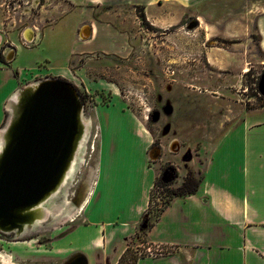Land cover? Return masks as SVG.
I'll list each match as a JSON object with an SVG mask.
<instances>
[{"label":"rangeland","instance_id":"374dc122","mask_svg":"<svg viewBox=\"0 0 264 264\" xmlns=\"http://www.w3.org/2000/svg\"><path fill=\"white\" fill-rule=\"evenodd\" d=\"M5 2V7H0L6 10L0 13L2 34L6 38L0 43V67L16 73L20 80L18 90L49 79L69 82L79 96L82 118L92 123L91 128L87 125L90 138L84 151L85 165L78 166L67 188L61 189L57 198L44 206L56 211L67 198L71 208L64 217L52 216L43 224L37 222L40 225L34 226L33 233L26 237L0 230V251L6 255L19 245L11 242L22 240H38L50 248L57 228L70 223L68 216L74 215L88 197L84 192L94 183L99 147L94 109L113 104L111 94L102 88L93 90L94 83L102 82L115 89L125 106L154 137L150 166L159 177L149 213L151 224L187 178H201L199 167L205 156V144L213 142L234 122L243 120L249 110H264V96L259 91L264 52L259 46L256 24L258 17L264 16V0H250L249 7L240 0L216 2L204 9H192L166 28H159L153 22L154 18H162L163 13H149L150 21L142 8L127 0L107 1L92 7L95 13L90 15L97 21L131 36L132 50L121 56L72 54L84 15L79 13L82 9L79 3L72 0ZM241 9L243 13H238ZM9 10L11 13H6ZM197 14L204 19L199 20ZM211 24L215 26L212 32ZM10 52L14 61L5 58V53ZM208 52L227 56L228 68L219 70L212 65ZM8 118L7 113L3 129ZM168 167L176 169V178L161 189L162 176ZM148 248L145 232H141L122 264H134V256L146 257ZM159 250L164 256L176 252L170 247Z\"/></svg>","mask_w":264,"mask_h":264},{"label":"crops","instance_id":"0c3cea01","mask_svg":"<svg viewBox=\"0 0 264 264\" xmlns=\"http://www.w3.org/2000/svg\"><path fill=\"white\" fill-rule=\"evenodd\" d=\"M72 1L81 4L79 13H84L72 54L121 56L132 50L128 33L90 15L95 13L94 6L126 0ZM230 1L239 0H127L142 8L150 21L149 13H163L162 18L153 20L159 28L176 24L192 9ZM240 1L249 7L250 0ZM5 3L0 0V7L4 8ZM238 13H243L242 9ZM197 16L204 19L201 14ZM256 24L259 46L264 52V16H259ZM1 25L0 19L3 44L6 38ZM214 27L210 25V32ZM8 54L5 53V58L14 61V54L11 53L12 57ZM207 58L219 70L228 68L230 62L227 56L215 52H208ZM92 86L93 90L102 88L111 94L113 104L94 109L99 145L96 186L91 187V195L88 190L84 192L88 194L84 210L75 220H67L70 223L57 228L50 248L34 239L11 242L19 245L6 252L10 255L0 251V264H59L78 257L86 259L87 264H120L128 250L136 246L159 177L150 166L154 137L115 89L102 82ZM19 87L16 73L0 67V130L6 123V103ZM261 118L264 110H249L243 120L234 122L213 142L205 144V156L199 167L201 184L196 194L174 197L145 232L149 248L160 252V248L170 247L176 252L157 258L146 256L137 264H264Z\"/></svg>","mask_w":264,"mask_h":264},{"label":"water","instance_id":"95a60500","mask_svg":"<svg viewBox=\"0 0 264 264\" xmlns=\"http://www.w3.org/2000/svg\"><path fill=\"white\" fill-rule=\"evenodd\" d=\"M259 91L264 96V73ZM18 113L0 158V230L20 236L26 213L61 185L84 127L77 91L64 80L41 81ZM175 178L173 169L162 176L166 184Z\"/></svg>","mask_w":264,"mask_h":264},{"label":"bare ground","instance_id":"6f19581e","mask_svg":"<svg viewBox=\"0 0 264 264\" xmlns=\"http://www.w3.org/2000/svg\"><path fill=\"white\" fill-rule=\"evenodd\" d=\"M9 57H12V54L9 55ZM40 83H41V81H38L36 84L31 83L29 85H26L23 89H20L16 93H14L11 96V98L8 100V102L6 103L5 110L9 114V118H8V125L4 128L5 130L4 129L0 130V158H1L2 154L4 153V150L7 146V141H8L7 137H9V135H10V130L13 127V124L19 115L18 112L20 110V106L22 105L23 101L27 97H29L30 95H32L34 93V91L37 89V87ZM10 116H13V118L10 119ZM82 121H83L82 125L84 127V132L82 134L81 139L79 140V142L77 144L75 156L72 160V163H71L67 173L65 174V176L63 178L61 185L58 187V189L54 193H52L50 196H48L39 206L31 209L30 211H28L26 213V216L28 217V221L24 225L23 230L20 233L21 236L26 237V236H29L30 234H32L33 230L35 229L34 226H36V225L39 226L40 224H43L41 222L46 221L45 219H47L48 217H52V216H54V218L55 217L56 218L64 217L67 213V210L69 208H71L72 204H71L70 200L67 198L63 202V206L56 211L55 210L53 211L51 209H46L47 207H44V206H46V205L48 206V204H50V203H48V201L51 200L52 198L56 197L59 194V192H61L60 191L61 189L67 188V186L73 180L74 175H75L76 171L78 170V166L80 167L82 165H85V159H84L85 153H84V151L86 149V144L88 143V140L90 138V132L87 133V125L89 126V128H91L92 123L87 122L88 120L84 121L83 118H82ZM86 122H87V124H86ZM86 133H87V135H86ZM83 140H84V144H83ZM2 149H3V151H2ZM92 186H93V188H95V186H96L95 182L92 184ZM91 187L90 186L88 187V191H90L89 195H91L92 194L91 192L93 191V188L91 189ZM58 202H56L57 205H59L61 203L60 202L58 204ZM86 202H87V200H85L84 203H81L82 205L80 204L81 206L77 209L75 214L68 216L69 217L68 220H75L79 216V214H81L82 211L84 210ZM37 222H40V224H37ZM2 257H4V256H2ZM1 260H2V258H1ZM84 263H85L84 259L79 258V259L75 260L74 262L70 261L67 264H84Z\"/></svg>","mask_w":264,"mask_h":264},{"label":"trees","instance_id":"16d2710c","mask_svg":"<svg viewBox=\"0 0 264 264\" xmlns=\"http://www.w3.org/2000/svg\"><path fill=\"white\" fill-rule=\"evenodd\" d=\"M143 19L145 21V17L143 16ZM201 184V178L200 179H197V178H194V177H189L187 178L183 185L178 188L177 190H175L173 192V197L167 202L166 206H164L163 208H161L159 211H158V214H162V212H164V210L168 207L170 201L174 198V197H187V196H191V195H194L196 194V192L198 191L199 189V186ZM161 186H159L161 189H164V187H166L167 185L164 183V182H161L160 184ZM158 186V180L155 184V187ZM154 187V188H155ZM154 191V189H153ZM153 191H152V197H151V205H150V208L148 210V213L145 215L144 217V220H143V223H142V226L145 225L144 222H147V227L146 229H142L143 232H146V230L152 226V224L150 223V211H151V208L152 206L154 205V201H153ZM157 216V219L159 218V216ZM156 219V220H157ZM132 252V249H129L128 252L126 253V255L121 259V264L124 263L128 257V254H130ZM140 258H143V257H140ZM139 257H136L134 256L133 259H134V264H137V261L140 259Z\"/></svg>","mask_w":264,"mask_h":264},{"label":"built area","instance_id":"2783aa9c","mask_svg":"<svg viewBox=\"0 0 264 264\" xmlns=\"http://www.w3.org/2000/svg\"><path fill=\"white\" fill-rule=\"evenodd\" d=\"M5 5H6V3H5ZM9 11H10V10H9ZM144 229H146V228H144ZM146 255H147V256H150V257H154V258H157V257L162 256V254H161L160 252L155 251V250H153L152 248H148V249L146 250Z\"/></svg>","mask_w":264,"mask_h":264},{"label":"flooded vegetation","instance_id":"af4514ba","mask_svg":"<svg viewBox=\"0 0 264 264\" xmlns=\"http://www.w3.org/2000/svg\"><path fill=\"white\" fill-rule=\"evenodd\" d=\"M8 55H11V52H10ZM153 148H154V147H153ZM169 169H173V170L175 171V173H176V169H174V168H172V167H168V169H165L164 173H165L167 170H169ZM164 173H163V174H164Z\"/></svg>","mask_w":264,"mask_h":264}]
</instances>
